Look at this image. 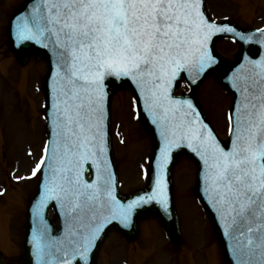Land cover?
<instances>
[{"label": "snow or ice", "instance_id": "obj_1", "mask_svg": "<svg viewBox=\"0 0 264 264\" xmlns=\"http://www.w3.org/2000/svg\"><path fill=\"white\" fill-rule=\"evenodd\" d=\"M17 45L35 42L55 56L50 88V138L33 175L49 173L33 208L31 245L38 264H90L112 222L127 227L155 202L169 209L167 169L175 149L187 148L201 166V199L231 243L234 264H264V53L248 55L229 77L234 91L221 141L192 101L174 94L218 64L213 37L232 33L243 43L260 38L209 19L203 0H32L15 16ZM195 77L196 79H193ZM130 82L160 139L151 191L126 203L107 172L109 86ZM91 161L95 179L85 173ZM147 176V173H145ZM49 201L62 208L59 236L44 216Z\"/></svg>", "mask_w": 264, "mask_h": 264}, {"label": "rangeland", "instance_id": "obj_2", "mask_svg": "<svg viewBox=\"0 0 264 264\" xmlns=\"http://www.w3.org/2000/svg\"><path fill=\"white\" fill-rule=\"evenodd\" d=\"M5 1L9 6L1 10L0 21V192H4L0 195V249L17 259L26 197L34 183V180L26 181L24 176L35 168L44 146L40 114L43 105L41 81L46 67L41 59L20 66L14 59L7 58L8 52L3 45L6 20L20 0ZM243 3L244 8L249 9V3L252 6L246 15L239 13ZM206 8L212 19L230 18L242 26L264 23V0H206ZM216 47L228 60L235 55L236 46L228 40H219ZM8 59L12 61L7 62ZM216 75V71L209 74L196 92L211 124L225 138L231 100L217 85ZM183 88L179 87L177 92ZM133 102L129 91L120 89L113 93L110 103L112 147L123 193L144 185L143 170L150 149L149 135L136 117ZM194 172L190 160L181 158L172 175L183 233L182 252L174 254L164 234L154 230L156 222L148 228L149 222L145 221L142 233L134 242H127L114 233L108 234L97 264H216L210 260V250L217 247L210 224L192 193ZM14 196L20 197L19 202H14ZM8 222L7 236L3 226ZM219 264H224L221 257Z\"/></svg>", "mask_w": 264, "mask_h": 264}, {"label": "water", "instance_id": "obj_3", "mask_svg": "<svg viewBox=\"0 0 264 264\" xmlns=\"http://www.w3.org/2000/svg\"><path fill=\"white\" fill-rule=\"evenodd\" d=\"M32 0H24V2L18 7L17 11L13 15L12 19L9 22L8 25V45L9 47L16 53L19 54L22 58L24 57L25 53H34L37 57L39 56H44L45 59L47 60L48 63V69H47V75L44 78L43 81V91L45 95V116L47 117V142L50 138L51 130H50V119H49V114L52 111L51 108V98H50V88L53 83V78H52V72L54 71V63H55V56L52 54V52L49 49L43 48L41 45L36 44L35 42H24L21 45H17L14 35H13V21L16 15L26 11L27 7L30 5ZM204 4V0H203ZM206 14V13H205ZM237 31L246 33V34H251L253 36V41L257 40L260 38V33L255 32V31H250V30H244V29H238L236 28ZM229 35L235 39H237L239 43V51L237 53V61L234 62V64L226 65L224 67V73L220 76L219 82L223 84V86L231 92L233 99H234V91L230 88V83H229V77L233 74L234 71L237 70V66L240 63V58L241 56L248 55L253 59H258L259 56L264 53L262 52V49L259 47L258 43L255 42H249V43H243L240 41L237 37L234 36L232 33H222V34H217L213 37V42L215 39L221 37L222 35ZM255 49L254 52L251 51V49ZM214 55L217 57L218 64L213 66V68L219 66L221 64L220 58L215 54ZM187 78L188 76L185 75ZM122 85H128L135 97L137 96V93L134 91L133 86L131 85L130 82H125V81H113L110 86H109V97L111 94V91L119 86ZM196 84L191 85L193 88ZM180 97H183L185 99H189L192 101L193 105L201 112V114L204 116L202 113L200 107L198 106L195 97L193 93H184ZM138 104V103H137ZM139 108V114L141 117V120L148 130V132L151 135V142H152V147H151V153L149 157V180L144 189L141 191H135L133 193L123 195L118 192V183H117V173H116V167L113 159V152L111 149V143H110V133H109V119L107 121V140H108V145H107V150H106V158L108 160V165H107V172L111 173L114 178H115V194L117 196V199L121 200V202L126 203L130 199H134L138 195H142L145 192L151 191L152 184L154 182V177L156 174V167H157V158L159 155V148H160V139L158 135V130L156 129L155 125H153L150 122V117L147 116L146 111L143 109V105L138 104ZM108 112H109V100H108ZM207 122V121H206ZM180 153H184L190 157H192L191 154H189L187 148H181V149H175L172 152V159L168 165L167 169V179H168V195H169V209L167 213L161 208L160 205L156 204L153 202L152 204L145 205L142 208L138 209L136 213L133 214V219L130 225L127 227L121 225L119 222H112L110 225H108L104 232L102 233L101 237L98 239L96 247L94 248L93 252L91 253L90 256V264H95V259H96V254L99 248V245L101 244L102 240L104 239L106 233L110 230H116L118 231L121 235H124L125 237L129 239L135 238L137 232H138V223L140 219L147 217V216H154L156 217L162 224L163 228L165 229L170 241L177 246L180 243V232H179V227H178V220L177 216L174 212V206H173V200H172V186H171V170L172 166L177 160V157ZM196 165H197V182H196V188H195V193L197 197L199 198L204 210L206 211L208 217L210 218L214 230V234L216 236V239L219 243V246L221 248L225 264H234V258L232 256L231 252V243L232 241L229 239L228 236H226L223 232V227L222 225L218 222L217 218L214 216L213 210L204 202V200L201 199V183H200V172H201V166L198 158L194 159ZM48 161H45V164L42 166L41 169V176L38 182V185L35 189V192L27 206V212H26V218H25V225H24V232H23V239H22V257L23 261L22 264H38V261L36 259L34 250L31 245V236H32V231H33V226L36 224V217L33 214V208L38 202L40 195L44 189L45 186V178L49 173V169L47 167ZM86 171H89V176H87L90 179H95V168L91 164V161L85 164V173ZM52 207L54 210L55 217L58 219L59 222V227L56 228L55 225L48 220L46 216V211L47 208ZM63 209L60 208L57 204L56 201H49L48 205L46 206L44 210V216L45 219L47 220L49 226L52 229V235L59 236L61 232L63 231L64 228V216H63ZM6 259L3 258V256L0 254V264H5Z\"/></svg>", "mask_w": 264, "mask_h": 264}]
</instances>
